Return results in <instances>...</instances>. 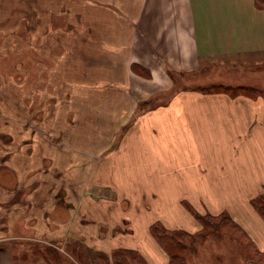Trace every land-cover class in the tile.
Masks as SVG:
<instances>
[{
    "label": "rangeland",
    "instance_id": "obj_1",
    "mask_svg": "<svg viewBox=\"0 0 264 264\" xmlns=\"http://www.w3.org/2000/svg\"><path fill=\"white\" fill-rule=\"evenodd\" d=\"M259 75L251 76L249 73L241 81L260 86L264 83V74ZM204 76V85L197 86L195 80H199V74L173 75V88L151 98L150 105L141 104L131 119L158 107L177 91L222 93L217 91L240 88L236 84H225L236 80L235 75H224L222 81L220 79L216 83H209L206 73ZM113 80L115 0H0V165L4 167L7 160L6 164L14 169L17 180H20L16 196L22 194L25 187L30 190V186L36 188L40 195L56 193V201L65 195L78 197L86 190L90 196L115 195L123 209L119 210L115 203V217L121 218V222H115V249L137 247L133 250L140 254L138 249L146 247L155 251L152 241L160 248L149 232L154 223L169 231L183 230L193 234L196 227L200 231L202 225L193 212L211 217L224 213L243 230L228 208L224 210L227 202L232 211L242 208L240 213L244 215L247 211L243 208L249 209L255 218L258 216L264 222L251 205V200L262 192L263 186L257 195L246 201L245 187L224 186L223 179L219 177L216 180L221 182L214 186L176 185V177L185 184L190 182L189 178L196 171L195 155L165 148L151 137L146 138V148L143 143L138 146L128 139L120 140L130 121L120 127V134L115 138ZM237 94L241 95L239 90ZM9 134L13 136L10 138ZM117 139L116 153L107 155L111 157L113 154L115 162L107 160L89 168L88 164L82 166L79 158L70 169L68 162L64 161V149L85 150L90 157L114 146ZM213 139L197 141L207 151L208 141ZM49 142L60 148L62 156L57 155L61 160H55L54 164L48 159L44 147L50 145ZM184 146L191 148L186 142ZM198 156L201 160H210L208 153H198ZM176 166L186 169V172L178 175ZM101 170H105L106 182L115 180V191L112 183L110 186L96 185V177L100 178ZM3 173L9 178L8 173ZM89 177L92 180H88L86 186L82 185L81 181ZM0 194V200L6 196L10 198L3 190ZM41 205L43 203H39ZM13 213L9 215L13 216ZM261 227L263 230V226L256 229ZM243 232L223 228L207 235L194 242L192 249L182 255L183 264H257L264 252L257 248L247 232ZM72 239L77 238L66 237L52 243L58 248L62 264H68L70 260L64 250ZM81 243L83 248L87 247L83 241ZM43 247H48L47 243L33 242L19 247L15 252L23 260H17L18 264L40 258ZM93 250L104 255L110 253ZM164 254L168 264V256ZM80 257L84 259L81 253Z\"/></svg>",
    "mask_w": 264,
    "mask_h": 264
},
{
    "label": "crops",
    "instance_id": "obj_2",
    "mask_svg": "<svg viewBox=\"0 0 264 264\" xmlns=\"http://www.w3.org/2000/svg\"><path fill=\"white\" fill-rule=\"evenodd\" d=\"M205 73L209 83H216L224 75H235L236 80L225 84L264 89L262 80H259L260 86L241 81L249 73L251 76L264 74V4L255 0H115V138L120 134V127L130 121L120 140L128 139L138 146L143 143L146 148V138L151 137L165 148L195 155L197 172L192 173L186 184L174 178L176 185L214 186L221 182L216 180L219 177L224 186L245 187L248 201L264 186V100L261 95L177 91L158 107L131 119L141 104L150 105L151 98L173 88V75L199 74L195 82L200 86L204 85ZM12 136L9 134L10 138ZM209 137L215 140L208 141L206 151L197 140ZM117 142L119 139L114 146L90 157L85 150L64 149V161L70 169L79 158L81 165L88 164L89 168L107 160L115 162L113 154L107 155L116 153ZM185 142L191 145L190 149L185 148ZM49 144L44 147L54 164L62 156L60 148ZM220 146H224L223 149ZM198 153H208L210 160H201ZM4 163V167L0 165V193L3 190L10 198L0 200V264H18L17 260L23 258L15 251L28 243L52 246L56 239L66 237L77 238L95 250L115 249V222H121V218L115 217V203L123 211L115 195L90 196L86 190L74 198L65 195L58 200L59 204L56 193L40 195L30 186V190L25 187L24 192L16 196L20 180L6 164L7 160ZM176 169L178 175L186 172L179 166ZM104 171H100V178L96 177V185L112 183L115 191V180L106 182ZM3 172L8 173L9 178ZM88 180L92 178L81 184L86 186ZM228 205L227 202L224 210L228 208L233 219L264 252V222L258 216L255 218L249 209L243 208L247 211L243 215L242 208L235 212ZM13 211V216L9 215ZM259 226H263V230L262 227L257 230ZM196 231L198 227L192 233ZM152 245L156 252L148 247L138 249L147 263L167 264L161 248L153 241ZM26 264L47 263L38 258Z\"/></svg>",
    "mask_w": 264,
    "mask_h": 264
},
{
    "label": "trees",
    "instance_id": "obj_3",
    "mask_svg": "<svg viewBox=\"0 0 264 264\" xmlns=\"http://www.w3.org/2000/svg\"><path fill=\"white\" fill-rule=\"evenodd\" d=\"M255 1L261 5L264 4V0ZM238 90L241 95H261L264 100V89L255 91L251 88L240 87ZM238 90L227 88L220 89L217 92H227L232 96H236L238 95ZM201 91L205 92L204 90ZM147 104L148 103L145 105ZM251 205L264 220V186L262 187V192L251 200ZM193 214L202 225V229L193 234L183 230L169 231L159 223H154L150 226L149 232L160 248L167 254L169 259L168 264H183L182 255L192 249L194 242L203 240L207 235L220 232L223 228H228L231 230L236 229L239 230V232L244 233L243 230L234 224L224 213L212 217L208 214L197 215L194 212ZM249 244L251 245L252 243ZM66 246L67 249L64 251L68 254L67 257L70 259L68 264H148L145 258L138 251L133 249L116 248L111 250L109 255H104L102 252H96L91 248H83L81 241L78 239H72V241L67 242ZM251 246L253 247V245ZM80 248L85 250L81 251ZM43 250L44 252L40 254V259L45 261L47 264H62L60 261L61 255L58 252L57 247H43ZM80 253L83 254L84 259L80 257ZM261 257L262 258L258 260L257 264H264V256L261 255Z\"/></svg>",
    "mask_w": 264,
    "mask_h": 264
}]
</instances>
